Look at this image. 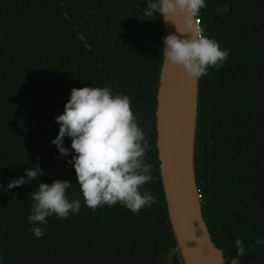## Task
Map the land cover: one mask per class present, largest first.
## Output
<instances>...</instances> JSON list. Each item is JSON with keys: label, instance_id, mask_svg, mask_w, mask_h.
Here are the masks:
<instances>
[{"label": "trees", "instance_id": "1", "mask_svg": "<svg viewBox=\"0 0 264 264\" xmlns=\"http://www.w3.org/2000/svg\"><path fill=\"white\" fill-rule=\"evenodd\" d=\"M144 6V0H0L1 264H187L158 156L165 25L158 15L144 16ZM199 21L229 52L221 67L195 81L199 206L223 264L236 254L237 237L245 248L240 264H264V0H206ZM84 86H108L129 98L152 165L153 179L141 191L156 202L137 213L119 203L93 211L73 184L66 192L81 199L79 212L47 217L44 235L35 238L27 215L37 182L11 190L6 184L36 163L39 181L75 183L74 169L50 141L70 89Z\"/></svg>", "mask_w": 264, "mask_h": 264}, {"label": "clouds", "instance_id": "2", "mask_svg": "<svg viewBox=\"0 0 264 264\" xmlns=\"http://www.w3.org/2000/svg\"><path fill=\"white\" fill-rule=\"evenodd\" d=\"M144 2V16L158 15L164 23L173 18L184 22L183 30L173 23L175 31L161 37L160 56L166 65L178 68L187 80L198 81L210 68L221 67L228 59V49L221 48L219 41L205 35L197 26L206 0ZM227 10L228 6L224 5L223 11ZM137 120L129 98L114 93L108 86L70 89L62 113L54 117L58 131L50 143L74 169L75 183L67 179H54L50 184L39 181L43 170L36 163L24 168L23 175L12 177L6 184L11 190L33 180L37 182L30 194L31 207L27 215L29 231L35 238L44 235L47 217L66 218L79 212L81 199H69L66 192L73 184L79 188L83 205L93 211L119 203L137 213L156 202L150 192L141 191L153 177L152 165L145 161L149 145ZM65 137L69 140L68 146L64 144ZM234 243L236 254L228 264H240L239 257L245 253L239 237Z\"/></svg>", "mask_w": 264, "mask_h": 264}, {"label": "water", "instance_id": "3", "mask_svg": "<svg viewBox=\"0 0 264 264\" xmlns=\"http://www.w3.org/2000/svg\"><path fill=\"white\" fill-rule=\"evenodd\" d=\"M171 22L164 23L165 35L175 31L174 24L184 29L181 19L173 18ZM185 91L190 107L186 121L182 115ZM158 93V156L170 215L185 259L187 264H223L212 243L194 186L195 82L187 80L178 68L163 62Z\"/></svg>", "mask_w": 264, "mask_h": 264}, {"label": "bare ground", "instance_id": "4", "mask_svg": "<svg viewBox=\"0 0 264 264\" xmlns=\"http://www.w3.org/2000/svg\"><path fill=\"white\" fill-rule=\"evenodd\" d=\"M183 105H182V115L184 118V121H186V119L188 120L189 117V113H190V107L188 106V92L185 91L184 95H183Z\"/></svg>", "mask_w": 264, "mask_h": 264}, {"label": "built area", "instance_id": "5", "mask_svg": "<svg viewBox=\"0 0 264 264\" xmlns=\"http://www.w3.org/2000/svg\"><path fill=\"white\" fill-rule=\"evenodd\" d=\"M199 24H200V21H199V19H198V25L197 26H199ZM200 27V26H199ZM197 197H198V200H201L202 199V195H197Z\"/></svg>", "mask_w": 264, "mask_h": 264}, {"label": "rangeland", "instance_id": "6", "mask_svg": "<svg viewBox=\"0 0 264 264\" xmlns=\"http://www.w3.org/2000/svg\"><path fill=\"white\" fill-rule=\"evenodd\" d=\"M0 264H1V261H0Z\"/></svg>", "mask_w": 264, "mask_h": 264}]
</instances>
